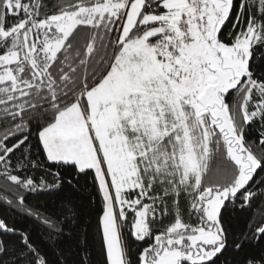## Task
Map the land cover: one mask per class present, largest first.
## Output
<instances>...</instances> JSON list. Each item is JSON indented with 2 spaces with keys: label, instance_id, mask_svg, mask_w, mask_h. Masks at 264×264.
<instances>
[{
  "label": "snow or ice",
  "instance_id": "obj_1",
  "mask_svg": "<svg viewBox=\"0 0 264 264\" xmlns=\"http://www.w3.org/2000/svg\"><path fill=\"white\" fill-rule=\"evenodd\" d=\"M0 183V264H264V0H0Z\"/></svg>",
  "mask_w": 264,
  "mask_h": 264
},
{
  "label": "trees",
  "instance_id": "obj_2",
  "mask_svg": "<svg viewBox=\"0 0 264 264\" xmlns=\"http://www.w3.org/2000/svg\"><path fill=\"white\" fill-rule=\"evenodd\" d=\"M230 27V25H229ZM227 31V29H226ZM258 125H252V127L249 130V138H252L256 135V128ZM28 174L32 175L34 177H40L43 175V169L35 168V169H28L25 170V172H22L21 175ZM81 184L84 185V180H81ZM90 184V181H89ZM61 195L65 196H72L74 198L76 197L75 193H70L67 189H65L64 193ZM7 196L13 200H15V195L13 194V191L11 189H6L2 183H0V197ZM78 202H79V198ZM86 202V200H85ZM26 203L33 208H39L41 211H52L56 208V206L59 203L58 197L54 196H46V195H36V194H28L26 198ZM97 205L93 204L92 208L95 209ZM264 211V205H261L260 201H254L253 208L245 211L244 213L236 212L232 215L231 219V230L234 233H240L244 231L246 226V221L248 218H250L253 214V212L256 213V219L259 220L260 213ZM92 217V224L89 227V240H88V252L90 253V259L92 261V264H102L103 262V256L101 253V247L99 239L95 236L96 232V223H95V212L92 211L89 213ZM0 217L5 218L8 220V222L15 223L17 227H24L27 228L30 225H32L31 218L27 217L23 214H17L16 210L9 209L4 203L0 202ZM33 238L38 239L37 232L33 231ZM74 242L69 241H62L61 242V248L64 249L65 253L68 254V259L70 264H73L74 261H76L79 257L77 255L79 249L75 247H71L70 245ZM145 245H141L143 247ZM41 247L45 248V250L48 253L49 259H54L53 251L49 248H47L46 245L41 244ZM262 250H264V240H261L260 242H256L255 240H250L246 242L238 253H230L226 252L225 257L232 258L233 255L236 257H243L245 255L249 254H259ZM221 259H224L222 257ZM219 264V261L217 262Z\"/></svg>",
  "mask_w": 264,
  "mask_h": 264
}]
</instances>
